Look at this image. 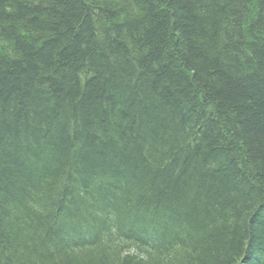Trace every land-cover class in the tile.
<instances>
[{
	"label": "trees",
	"instance_id": "1",
	"mask_svg": "<svg viewBox=\"0 0 264 264\" xmlns=\"http://www.w3.org/2000/svg\"><path fill=\"white\" fill-rule=\"evenodd\" d=\"M0 264H264V0H0Z\"/></svg>",
	"mask_w": 264,
	"mask_h": 264
},
{
	"label": "bare ground",
	"instance_id": "2",
	"mask_svg": "<svg viewBox=\"0 0 264 264\" xmlns=\"http://www.w3.org/2000/svg\"><path fill=\"white\" fill-rule=\"evenodd\" d=\"M99 206H100V205H99ZM74 211H76V213H78V210H74ZM59 222H60V226H61V227H64V225H66V224H63L64 222H62V221H60V220H59ZM99 224H101V223H99ZM53 232H54V231H53ZM56 239H57V238H56ZM56 239L54 238V241H55V243H56L57 245H59L60 247L68 248V243H66L65 240H64V241H61L60 239H59V240L57 239V241H56ZM70 246L74 247L73 244H70Z\"/></svg>",
	"mask_w": 264,
	"mask_h": 264
}]
</instances>
